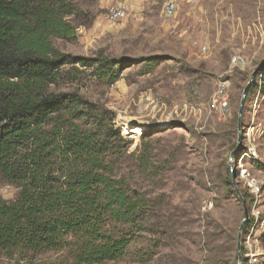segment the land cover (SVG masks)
<instances>
[{
	"label": "rangeland",
	"instance_id": "1",
	"mask_svg": "<svg viewBox=\"0 0 264 264\" xmlns=\"http://www.w3.org/2000/svg\"><path fill=\"white\" fill-rule=\"evenodd\" d=\"M171 1L177 2L176 11L168 16ZM74 2L81 11L75 20L78 41L54 38L56 48L88 59H122L124 71L118 82L109 83L92 68L67 67L71 74L55 88L111 110L129 154L150 150L148 166L127 160L118 173L154 202L148 230L137 234L130 251L154 250L155 256L146 263L131 255L106 264H239L244 208L236 188L248 193L246 223L255 219L256 225L251 237L253 226L245 223L242 231L244 264L252 254L256 264H264V169L258 164H264V94L247 96L233 174L230 165L242 95L264 62V0ZM120 5L128 7L127 18L107 22V10ZM221 81L230 85L227 110L216 98ZM249 149L258 157L241 161ZM252 179L260 184L258 201L248 189ZM17 193L0 180L2 198L12 201ZM0 264L73 262L66 252L53 251L14 259L0 254Z\"/></svg>",
	"mask_w": 264,
	"mask_h": 264
},
{
	"label": "trees",
	"instance_id": "2",
	"mask_svg": "<svg viewBox=\"0 0 264 264\" xmlns=\"http://www.w3.org/2000/svg\"><path fill=\"white\" fill-rule=\"evenodd\" d=\"M80 15L74 0H0V180L18 189L12 201L0 196V254L64 251L73 264L131 255L150 262L154 250L130 249L148 230L154 202L118 173L127 160L148 166L150 150L129 154L111 110L55 88L71 74L67 67L92 68L109 83L124 71L122 59L56 48L54 38L78 41ZM259 74L248 97L259 89ZM262 85L264 92V74Z\"/></svg>",
	"mask_w": 264,
	"mask_h": 264
},
{
	"label": "built area",
	"instance_id": "3",
	"mask_svg": "<svg viewBox=\"0 0 264 264\" xmlns=\"http://www.w3.org/2000/svg\"><path fill=\"white\" fill-rule=\"evenodd\" d=\"M176 1H171L169 2L165 9H166V13L168 16H172L175 11H176ZM128 16V7L126 5H120V6H115V7H111L107 10L106 14H105V18L107 20V22L111 23V24H116L119 22L124 21ZM264 74V70L262 72H260L259 74V78L257 80L259 89L256 93H259V96L263 95L264 92L262 91V77ZM229 82L228 81H221L218 86H217V90H216V98L219 101V105L222 109L227 110L229 108L230 105V95H229ZM256 103H258L256 101ZM243 139V138H242ZM245 150V147H243ZM258 157L256 150L255 149H249V151H246V154H244L242 156L241 161L246 160V159H250V160H256V158ZM234 169L231 166V172L233 173ZM242 175H244V173L242 172ZM248 189L249 192L251 194V196L255 199V200H259V198L261 197V189H260V184L259 182H257V180L252 179L248 182ZM252 230H251V234L249 237L252 236V234L254 233V229H255V221L254 224L251 225ZM258 262V258L257 255L252 254L250 255L248 261L245 264H256Z\"/></svg>",
	"mask_w": 264,
	"mask_h": 264
},
{
	"label": "water",
	"instance_id": "4",
	"mask_svg": "<svg viewBox=\"0 0 264 264\" xmlns=\"http://www.w3.org/2000/svg\"><path fill=\"white\" fill-rule=\"evenodd\" d=\"M264 68V62L257 67L254 72L252 73L250 80L247 84V86L244 89L243 95H242V99H241V104H240V109H239V114H238V131H239V138H238V143L236 146V149L232 152L231 157H230V165L232 166L234 158L236 156V154L240 151L241 148V144H242V118H243V109L246 103V99L249 93L250 88L252 87V84L255 80V78L257 77V75L263 70ZM233 174V173H232ZM233 182L235 184V177H233ZM236 192L239 195L240 200L242 201L243 204V208H244V218L240 227V231H239V235H238V258H239V264H244L243 261V255H242V244H241V237H242V231L244 228V225L248 219L249 216V212H248V207H247V202L246 200L243 198L242 194L240 193V191L236 188Z\"/></svg>",
	"mask_w": 264,
	"mask_h": 264
}]
</instances>
